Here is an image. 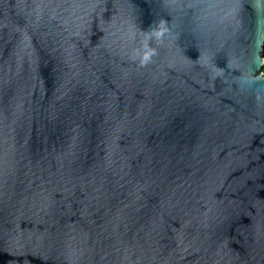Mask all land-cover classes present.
<instances>
[{
    "label": "water",
    "instance_id": "obj_1",
    "mask_svg": "<svg viewBox=\"0 0 264 264\" xmlns=\"http://www.w3.org/2000/svg\"><path fill=\"white\" fill-rule=\"evenodd\" d=\"M264 0H0V264H264Z\"/></svg>",
    "mask_w": 264,
    "mask_h": 264
},
{
    "label": "trees",
    "instance_id": "obj_2",
    "mask_svg": "<svg viewBox=\"0 0 264 264\" xmlns=\"http://www.w3.org/2000/svg\"><path fill=\"white\" fill-rule=\"evenodd\" d=\"M261 72L264 73V66L262 67Z\"/></svg>",
    "mask_w": 264,
    "mask_h": 264
}]
</instances>
